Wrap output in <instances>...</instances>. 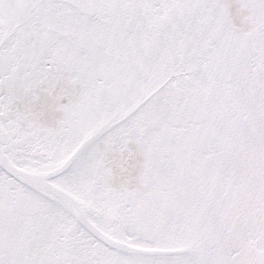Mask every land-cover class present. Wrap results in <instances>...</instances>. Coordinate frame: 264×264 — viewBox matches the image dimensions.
<instances>
[{
	"label": "snow or ice",
	"instance_id": "1",
	"mask_svg": "<svg viewBox=\"0 0 264 264\" xmlns=\"http://www.w3.org/2000/svg\"><path fill=\"white\" fill-rule=\"evenodd\" d=\"M0 264H264V0H0Z\"/></svg>",
	"mask_w": 264,
	"mask_h": 264
}]
</instances>
